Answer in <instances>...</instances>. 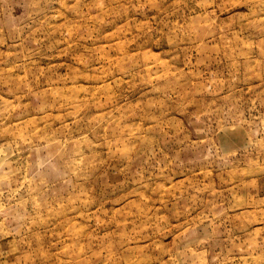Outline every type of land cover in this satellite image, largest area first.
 <instances>
[{"label": "rangeland", "instance_id": "1", "mask_svg": "<svg viewBox=\"0 0 264 264\" xmlns=\"http://www.w3.org/2000/svg\"><path fill=\"white\" fill-rule=\"evenodd\" d=\"M0 264H264V0H0Z\"/></svg>", "mask_w": 264, "mask_h": 264}]
</instances>
